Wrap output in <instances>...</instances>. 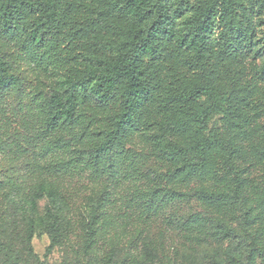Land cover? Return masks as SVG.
Instances as JSON below:
<instances>
[{
    "label": "rangeland",
    "instance_id": "1",
    "mask_svg": "<svg viewBox=\"0 0 264 264\" xmlns=\"http://www.w3.org/2000/svg\"><path fill=\"white\" fill-rule=\"evenodd\" d=\"M203 1L184 0V5L181 0L168 2L176 32L183 30L185 19L193 14L196 4ZM239 2L237 15L248 30L250 43L240 46L241 55L233 62L226 55L222 41L217 39L218 33H211L210 59L207 61L209 65L221 66L228 85L214 81L222 98L219 110L206 126V134L225 137L230 111L236 107L234 103L246 97L244 110L253 126L249 145L264 147V78L260 75L264 65V7L257 0ZM62 10L58 9L56 21L64 16ZM81 14L71 16L68 25L57 23V28L48 33L52 44L50 53L56 54L57 58L64 56L56 65L47 54L40 56L42 48L35 50L26 43L23 27L19 28L16 38L0 35V45L10 49L18 68L16 86L0 92V167L12 166L14 169L7 176L1 175L0 264H7L5 260L19 264H264V159L244 169L241 177L246 185L244 199L240 202L230 196L234 194L229 182L231 175L227 172L224 154L215 149L211 166L223 177V190L230 195L226 204H213L201 196L200 182H183L176 172V168L185 162L196 159L193 153L183 162L174 163L160 152L156 137L162 134L163 124L169 123L173 114H163L153 105L147 107L143 124L133 141L119 146L135 162L139 177L135 183L125 178L116 183L111 179L105 181L111 192L107 203L110 221L99 227L93 245L88 248L82 230L83 217L103 192L102 183L92 181L87 171L81 176L62 174L64 171L55 174V167L59 166L53 164L67 161L70 155L63 147L56 148L52 143L62 139L76 144L82 138L80 148L99 144L111 128V116L117 107L110 102L102 103L93 95H85L79 97L75 123L68 131H51L44 121L48 116V101L54 92L61 91L60 82L66 74L83 70L86 64H96L103 57L114 56L116 49L110 44L116 45L126 36L117 30L100 29L81 38L73 31L79 28L80 16L86 12ZM27 50L30 53L26 55ZM156 67L162 80V91L180 85L190 87L205 80L202 60L177 48L173 41L165 42ZM148 74L151 78L150 72ZM211 78L216 80V75ZM158 95L161 98L163 93ZM205 100L202 98L200 103L205 105ZM176 139L179 142L180 137ZM55 176H61V198L57 206L63 216L57 242L44 226L33 227L28 215L32 210L28 199L22 203L24 208L18 204L20 195L32 192L36 200V212L32 217L43 216L53 204L46 198H38L35 181L40 177L53 180ZM209 184L207 182L205 186ZM138 188L141 191L161 188L180 192L181 201L163 213L170 214V220L174 219V222L168 225L162 213L157 216L149 211L142 214V207L132 201ZM18 189L20 194H17ZM194 217L196 222H193ZM179 219L188 220L181 230L178 228L183 221ZM187 226L193 234L190 241L182 238Z\"/></svg>",
    "mask_w": 264,
    "mask_h": 264
},
{
    "label": "trees",
    "instance_id": "2",
    "mask_svg": "<svg viewBox=\"0 0 264 264\" xmlns=\"http://www.w3.org/2000/svg\"><path fill=\"white\" fill-rule=\"evenodd\" d=\"M170 0H0V35L16 38L23 27L27 44L35 50L42 48L40 56L48 55L54 60V65L64 58L50 53L51 41L48 33L57 28V23L68 25L71 16H80L78 29L73 30L81 38L94 34L100 29L126 36L124 41L115 46L116 53L112 57H103L96 64H86L83 70L68 73L60 82L61 91L54 92L48 101V116L45 126L51 131H68L75 123V114L79 97L93 95L102 103H113L116 112L111 116V128L102 142L80 148L82 138L76 144L58 139L52 143L56 148L63 147L67 151V161L55 162L54 173L59 171L80 175L88 172L92 181H100V196L92 202L83 217L82 230L88 248L93 245L99 227L109 219L107 210L110 194L105 181L116 183L125 178L135 183L139 177L137 166L126 152L119 146L130 144L136 132L143 124L147 107H159L163 114H173V118L162 127V134L156 137V145L160 152L171 162H183L193 153L196 157L176 172L183 182L196 180L200 182V193L203 198L213 204L222 206L227 203L229 193L223 190V178L213 169L212 160L215 149L224 154L229 182L233 185V195L240 202L244 199L245 180L242 174L246 167L251 168L264 159V147L249 145L253 133L252 121L244 110L246 97H241L234 103L236 107L230 111L225 137L217 134H206V126L212 115L219 110L222 94L214 85H228L225 71L220 65L210 64L207 59L211 46V33L216 31L226 55L233 60L240 56V46L250 43L248 30L240 23L236 7L239 0H204L196 4L193 14L185 19L182 31L176 32L172 24ZM261 5L264 7V0ZM181 0V5H184ZM63 8L64 16L56 21L58 9ZM33 15V17H32ZM28 20L27 24L25 22ZM115 20L118 21L115 24ZM75 23V22H74ZM76 26V27H77ZM72 29V28H71ZM166 41H173L177 48L193 53L196 60L201 59L205 66V80L190 87L180 85L172 90L162 91L161 78L157 75L156 66L162 55V47ZM39 52V51H38ZM30 53L29 50L26 51ZM10 49L0 45V92L13 89L17 83V67L11 58ZM152 75L149 78V73ZM216 75V80L211 77ZM264 78V65L260 70ZM224 81V82H223ZM159 94L163 96L159 98ZM206 98V104L200 101ZM235 116V117H234ZM177 137H180L179 142ZM176 139V140H175ZM190 139V140H189ZM62 141V142H61ZM188 141V142H187ZM59 142H61L59 145ZM187 142V143H184ZM242 167V169H241ZM12 166L0 167V188L3 186L2 176L13 173ZM61 174V175H62ZM61 176L53 180L40 177L35 181L38 198H46L53 207L45 211L41 217H32L35 213L36 200L32 192L20 195L18 204L29 201L33 227H45L56 242L59 240L61 208L57 206L60 197ZM111 179V180H110ZM209 182V186L205 183ZM17 194H20L18 189ZM132 201L141 206L142 214L152 212L155 216L162 213V218L169 224L170 214H163L167 208L181 201L182 194L175 190L161 188L141 191L135 189ZM24 208V207H23ZM264 212V211H263ZM23 215H25L23 213ZM191 218V216L189 217ZM194 217L193 222H196ZM183 224L188 220L179 219ZM184 231L185 241L192 239L191 229ZM46 232V231H45ZM29 237V236H28ZM49 249V247H48ZM12 255V254H11ZM13 256V255H12ZM7 264H19L5 260ZM107 264V263H105ZM109 264V263H108Z\"/></svg>",
    "mask_w": 264,
    "mask_h": 264
}]
</instances>
